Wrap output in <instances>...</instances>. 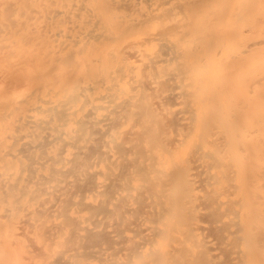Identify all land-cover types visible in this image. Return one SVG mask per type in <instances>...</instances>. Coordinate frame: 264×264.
I'll list each match as a JSON object with an SVG mask.
<instances>
[{
  "label": "bare ground",
  "instance_id": "obj_1",
  "mask_svg": "<svg viewBox=\"0 0 264 264\" xmlns=\"http://www.w3.org/2000/svg\"><path fill=\"white\" fill-rule=\"evenodd\" d=\"M0 264H264V0H0Z\"/></svg>",
  "mask_w": 264,
  "mask_h": 264
}]
</instances>
